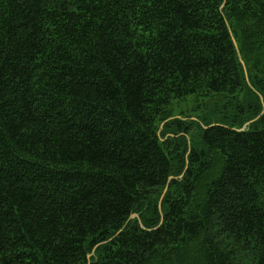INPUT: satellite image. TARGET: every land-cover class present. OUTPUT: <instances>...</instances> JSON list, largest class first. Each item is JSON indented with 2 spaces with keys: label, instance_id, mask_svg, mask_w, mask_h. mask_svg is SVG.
Masks as SVG:
<instances>
[{
  "label": "trees",
  "instance_id": "16d2710c",
  "mask_svg": "<svg viewBox=\"0 0 264 264\" xmlns=\"http://www.w3.org/2000/svg\"><path fill=\"white\" fill-rule=\"evenodd\" d=\"M0 264H264V0H0Z\"/></svg>",
  "mask_w": 264,
  "mask_h": 264
},
{
  "label": "rangeland",
  "instance_id": "374dc122",
  "mask_svg": "<svg viewBox=\"0 0 264 264\" xmlns=\"http://www.w3.org/2000/svg\"><path fill=\"white\" fill-rule=\"evenodd\" d=\"M225 99L226 98H223V96L219 94L210 97H188L186 100L174 105V112L178 117L179 114H192L193 118H195V116L213 117L214 113L222 106ZM215 109L216 111L213 112Z\"/></svg>",
  "mask_w": 264,
  "mask_h": 264
},
{
  "label": "water",
  "instance_id": "95a60500",
  "mask_svg": "<svg viewBox=\"0 0 264 264\" xmlns=\"http://www.w3.org/2000/svg\"><path fill=\"white\" fill-rule=\"evenodd\" d=\"M231 39H232V41H233V43H234V45H235V47H236V49H237V45H236V41H235V39H234L233 37H231ZM237 54H238V56H239V59H240L241 64L243 65V68H244V63H243V60H242L241 57H240V54H239L238 50H237ZM169 178H171V177H169ZM166 186H167V185H166ZM166 186H165L164 189H163V192H162V194H161V197H162L163 193H164L165 190H166ZM161 197H160V199H161ZM87 256H89V255H87Z\"/></svg>",
  "mask_w": 264,
  "mask_h": 264
},
{
  "label": "bare ground",
  "instance_id": "6f19581e",
  "mask_svg": "<svg viewBox=\"0 0 264 264\" xmlns=\"http://www.w3.org/2000/svg\"><path fill=\"white\" fill-rule=\"evenodd\" d=\"M239 52V51H238ZM239 54H240V52H239ZM243 63H244V61H243ZM244 67H245V64H244Z\"/></svg>",
  "mask_w": 264,
  "mask_h": 264
}]
</instances>
